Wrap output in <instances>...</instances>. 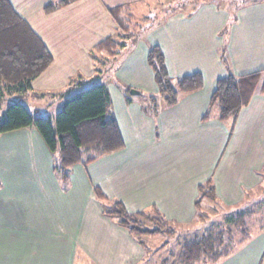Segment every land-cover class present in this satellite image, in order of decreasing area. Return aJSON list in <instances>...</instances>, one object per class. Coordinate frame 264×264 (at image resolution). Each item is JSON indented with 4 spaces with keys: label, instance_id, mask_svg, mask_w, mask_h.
Segmentation results:
<instances>
[{
    "label": "crops",
    "instance_id": "0c3cea01",
    "mask_svg": "<svg viewBox=\"0 0 264 264\" xmlns=\"http://www.w3.org/2000/svg\"><path fill=\"white\" fill-rule=\"evenodd\" d=\"M8 1L53 58L32 82L33 93L23 97V105L32 107L25 106L27 110L38 115L35 101L57 100L59 112L70 95L51 94L64 92L71 80L95 76L97 63L89 51L116 28L108 8L122 6L134 20L132 29H137L148 12L170 0H78L50 14L43 8L57 0ZM188 14L183 10L160 19L116 71L122 88L145 98L126 96L120 86L107 81L122 150L85 167L73 166L64 183L34 129L0 135V264H178V243L173 252L155 258L168 241L149 249L157 235L139 246L126 229L102 215L94 187L107 199L119 200L129 213L155 208L174 228L180 227L179 233L196 221L198 186L210 177L216 197L227 209L237 206L239 213L254 206L246 194L264 185L262 82L234 121L219 122L216 108L208 120L202 118L217 80L227 73L220 58L224 49L234 76L264 70V2L239 9L237 21L225 34L230 13L224 0L207 1ZM149 45L161 49L170 78L199 73L204 81L202 90L182 97L174 107L157 101L156 118L149 101L158 94L147 63ZM40 115L54 122L53 115ZM258 232L250 231L241 242L251 237L248 246L216 264H264V230Z\"/></svg>",
    "mask_w": 264,
    "mask_h": 264
},
{
    "label": "trees",
    "instance_id": "16d2710c",
    "mask_svg": "<svg viewBox=\"0 0 264 264\" xmlns=\"http://www.w3.org/2000/svg\"><path fill=\"white\" fill-rule=\"evenodd\" d=\"M77 1L50 2L44 6L43 11L50 14ZM207 1L218 2L167 1L161 5V10L155 8L144 16L142 21L136 24L135 32L132 29L134 20L122 6L108 8V14L116 27L115 33L89 51L91 60L97 63L94 67V77L105 74L109 69L116 71L120 58L128 50H133L139 41L161 24L158 12L166 17L193 5L194 9L188 14L191 15ZM233 2L235 1L232 0L231 4L235 6ZM263 2L264 0H244L234 9L231 5L227 7L230 18L226 29L223 30L224 34L237 21L236 12L239 9L247 4ZM220 58L227 73L217 80L202 121L210 118L213 108L217 109L216 119L219 122L234 121L249 104L260 81L261 92L264 94V70L234 76L225 49ZM52 63V55L42 40L13 10L8 0H0V109L6 104V109L0 115V135L22 129H34L52 156L54 173L61 182L66 183L73 166L85 167L106 155L118 152L124 148V142L112 113L109 91L103 83L84 89L90 80L78 78L71 80L64 92L51 94L60 97L70 95L55 115L54 122L42 115H33L27 110L23 105V97L33 93L32 82ZM147 63L158 89L156 97L168 108L176 106L182 97L198 92L204 87L203 78L199 73L177 79L170 78L163 53L158 46H148ZM122 90L127 96L126 93L131 88ZM45 95L49 94H40L41 97ZM149 101L152 114L156 118L157 100L150 96ZM93 192L102 207V215L126 229L139 246L145 247L147 237L174 234V230L170 229L171 224L169 225L155 208L149 213H129L119 200L107 199L99 188L94 187ZM198 192L199 197L195 202L197 211L201 200L206 198L215 201L217 198L212 177L198 186ZM248 215L249 213L240 212L227 219L228 225L225 228L208 229L199 237L184 242L177 259L178 264H216L230 256L236 245V234H240L242 239L249 235L246 219Z\"/></svg>",
    "mask_w": 264,
    "mask_h": 264
},
{
    "label": "rangeland",
    "instance_id": "374dc122",
    "mask_svg": "<svg viewBox=\"0 0 264 264\" xmlns=\"http://www.w3.org/2000/svg\"><path fill=\"white\" fill-rule=\"evenodd\" d=\"M175 1H177V0H175ZM178 1H181V0H178ZM196 1L200 2L202 0H196ZM234 1L235 2H233V3H235L236 5L232 6V4H231L232 0H224V7L227 8L231 5L232 9H234V8H236L237 5H239L244 0H234ZM222 2H223V0H222ZM156 6L153 5L152 8L156 7ZM194 7L195 6H193V5L188 6L184 10V12L189 13ZM161 8H162V6L160 4L158 6V10H161ZM143 13L144 12H141L140 14H143ZM158 13H159L158 14L159 19H162L164 17V15H162V13H160V12H158ZM140 14L136 13L135 15H136V17H138ZM157 21L158 20H156V22ZM228 22H229V20H228ZM227 25H228V23H227ZM227 25H226V27H227ZM226 27L224 28V30L226 29ZM133 31L135 32L136 29H133ZM141 41H145V40L142 39ZM135 49H136V46L130 52L128 50V52L125 53V55H123L120 58L121 61L119 62V66L117 67L116 71L124 66L127 57ZM116 71L109 69L105 74H103L101 76L92 77L91 80L88 81V83L84 86V89H87L93 85H98V84H102V83L107 84L108 80L110 81V83L114 82L118 86H120L121 89H124V88H122V87H124V85H121L119 83V81L115 78ZM126 94L128 95L129 92ZM130 97H135V96L131 95ZM138 97L141 99L143 97L145 98L146 95L144 94V96H142V97H140V95H139V96H136L135 98H138ZM155 98L157 101H160V99H158L157 97H155ZM57 104H58L57 100H53L50 98H45L41 101H35L37 114L38 115H40V114L53 115V117H55V115L58 113V111L56 110ZM25 106L29 110H32L31 106L26 105V104H25ZM5 109H6V104H3L2 108L0 109V115L3 113V111ZM211 113H212V110H211ZM211 113H210V115H211ZM58 180L61 181L60 178H58ZM248 199L254 200V206L251 208H248L247 210H244V211L241 210L240 212H242V213L246 212V213H249V215H251V214L254 215L252 217V219L249 218V215L246 217L248 219L247 220V229H248V232L251 231L252 234H257V233H259L258 230H260V229L264 230V185H262L260 188H258V190L255 194H251V193L246 194V200H248ZM201 201L202 202H200L199 210L197 211V209H196L197 219H196V221L192 222L189 225V227L183 228L181 233H179L180 227L174 228L173 227L174 224H172L173 226L169 224L170 229L174 230V234L172 236L160 234V236L158 238H156L154 241H151L149 243L148 247H149V249L152 250L154 247H160L163 243L166 244L167 243L166 241H168V245L163 250L158 251L156 254H159V255L156 256L155 258H157V257L160 258L162 254H168L170 252H173L175 247L177 248V243H178V247L182 246V244L184 242L191 241L194 238L199 237L200 235L205 233L208 229L218 230V229L225 228L228 225L227 219L230 218L231 216L233 217L235 214H238V213H236V212H238L237 206L233 207L231 209H227L226 207H224L226 205H224V203L222 201H219L218 198H216L215 201H210L209 199H206V198L201 200ZM235 210H237V211H235ZM183 231H188V232L183 233ZM248 236H247V238H248ZM247 238L242 239V236L240 234H236V236H235V242H236L235 244L236 245L233 249L234 253H237L238 251H240L241 249H243L249 245V243L252 241L251 237H250V239L247 240V242L244 245L241 244L242 240L246 241ZM151 250L148 251V254H155ZM171 259H169V262H171ZM150 260L152 261V258H150Z\"/></svg>",
    "mask_w": 264,
    "mask_h": 264
},
{
    "label": "water",
    "instance_id": "95a60500",
    "mask_svg": "<svg viewBox=\"0 0 264 264\" xmlns=\"http://www.w3.org/2000/svg\"><path fill=\"white\" fill-rule=\"evenodd\" d=\"M129 94H130V95H139L140 92H139V91H136V90H134V89H131V90L129 91Z\"/></svg>",
    "mask_w": 264,
    "mask_h": 264
}]
</instances>
